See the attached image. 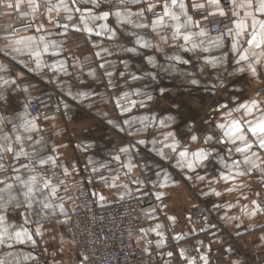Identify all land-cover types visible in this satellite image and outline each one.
I'll use <instances>...</instances> for the list:
<instances>
[{
  "label": "crops",
  "instance_id": "1",
  "mask_svg": "<svg viewBox=\"0 0 264 264\" xmlns=\"http://www.w3.org/2000/svg\"><path fill=\"white\" fill-rule=\"evenodd\" d=\"M195 2L205 7L195 8L194 0H183V15L179 3L172 5L171 0H153L151 10L146 3L127 5L132 14L143 10L142 16L130 17L124 16L125 5L104 4L100 0H65L67 12L59 7L58 0H13L8 5L7 12L17 4L26 5L29 15H41L42 22L33 32L0 42V189H5L6 184L12 186L0 192V215L7 227V233L0 238V260L4 264H66L77 257L66 223L76 206L77 189L83 184L90 186L97 200L106 202L149 191L154 194L155 202L143 206L146 223L132 233L135 247L144 246L152 238L162 250L160 260L148 259L147 264H189V260L194 264H244V257L264 264V212L260 207L253 215L244 211L256 208L258 204L253 205L252 201L264 191V149L245 123L264 114V104L257 96H264V92H259L264 86V63H255L251 52L247 60L241 61L239 56L252 47L247 41L253 31H259V25L253 29V19L264 20V13L256 11L257 0H252L247 8L235 9V14L231 3L223 16L211 15L216 10L207 5V0ZM166 3L180 15L181 24L191 17L209 33L208 37H192L212 45L207 54L197 49L198 55H207L209 60L225 56L218 67L207 70L199 91L185 104V114L198 124L202 135L213 137L211 141L201 140L206 158L199 161L192 152L187 157L159 155L161 137L151 127L153 121L144 118L175 115L176 110L163 104L152 106L150 101L146 102L148 107L136 103L138 93L150 82L155 83L154 78L169 75L179 79V69L189 67L169 61L156 51L157 38L150 27L137 28L127 22L131 18L151 25L160 17L151 16V12L163 10ZM50 7L52 11L48 10ZM117 10L121 12L119 19ZM103 13L108 15L92 19ZM82 18H86V23ZM240 20L246 27L237 34L236 23ZM163 22L157 30L164 27L172 44L166 52L171 54L176 42L186 43L183 33L192 30V25L182 28L181 35L174 38L175 21L165 16ZM214 22L227 30L226 38L210 33L209 24ZM27 37H33L31 47H25L24 42L16 44ZM218 37L219 44L214 46L211 42ZM44 44L48 45L47 51L43 50ZM33 49L39 51V66ZM254 51H264V45ZM181 55L193 65L196 63L193 54L186 50ZM249 63L256 68L255 76L248 69ZM100 67L106 68L104 75ZM225 78V87L218 89ZM104 79L111 81L105 84ZM159 86L174 87L175 80H160ZM50 87L59 91L58 107L47 116L33 117L25 99L45 93ZM107 94L111 96L110 103L105 102ZM169 96L171 93H165L166 98ZM253 98L259 104L252 113L237 111L240 104ZM232 118L241 120L242 131L251 144L245 153L235 150L243 146L241 141H230L217 126ZM117 121H121V128L111 126ZM26 122L35 127L26 130ZM185 122L181 118L180 123L171 125L181 141ZM124 127L132 128L131 140L122 134ZM122 148L127 151L122 152ZM245 154L258 167L245 163ZM39 159L47 162L40 164ZM189 162L193 163L192 168L187 166ZM223 176L231 178L225 180ZM29 186L32 192L25 197ZM9 194L15 197L11 202ZM201 205L212 210L216 221H197L192 217L193 209ZM38 218L51 220L50 226L33 225ZM18 230H26L28 236L17 240L13 233ZM230 235L239 236L243 256L233 255L228 246ZM168 241L173 245L168 246Z\"/></svg>",
  "mask_w": 264,
  "mask_h": 264
},
{
  "label": "built area",
  "instance_id": "2",
  "mask_svg": "<svg viewBox=\"0 0 264 264\" xmlns=\"http://www.w3.org/2000/svg\"><path fill=\"white\" fill-rule=\"evenodd\" d=\"M13 0H0V42L13 36L32 32L40 26L42 16L29 15L26 5L14 6L7 12ZM5 2L7 6L5 7ZM225 10L231 8V0H220ZM163 10L151 12V16H162ZM210 33L227 37V30L214 22L209 24ZM220 33H223L221 35ZM264 86L259 92H264ZM58 92L50 88L47 92L29 96L25 104L33 117L39 118L51 113L57 104ZM155 202L154 194L149 191L141 195L125 196L113 202L97 200L88 184L77 189L76 206L68 216L66 231L74 243L77 257L66 264H147L148 259L160 260L162 250L152 238L142 247L132 243V233L146 223L143 206ZM256 203L264 212V191L256 198ZM192 217L201 221L214 219L212 210L201 205L193 209ZM216 221V220H215ZM35 226H50L49 219H36ZM168 246L173 242L168 241ZM228 246L234 256H243L239 245V236L230 235ZM244 264H257L244 257Z\"/></svg>",
  "mask_w": 264,
  "mask_h": 264
},
{
  "label": "clouds",
  "instance_id": "3",
  "mask_svg": "<svg viewBox=\"0 0 264 264\" xmlns=\"http://www.w3.org/2000/svg\"><path fill=\"white\" fill-rule=\"evenodd\" d=\"M90 2L96 3L97 0H90ZM101 3L104 4H112L117 3L120 5H125L124 7V16L130 17L131 15L142 16L143 10L138 11L135 14L131 13V9L127 7V5H136L141 3L146 4H153V0H100ZM154 5V4H153ZM7 6L5 2V7ZM33 9H36V5L34 3L31 4ZM170 7V6H169ZM179 9L181 10V15H183V10L181 9L180 5H178ZM198 8V7H197ZM149 10V9H148ZM3 12H0V15H3ZM117 19L121 17V12L117 10L115 12ZM176 15V19H172L175 21L173 25L174 31L172 33L173 37L176 36L177 32V25H179V32L181 33L182 28H186L188 25H192V30L186 31L184 33H190L191 39L186 42L185 44H180L179 42L175 43V48L171 54L166 52V48L172 47V44L167 39L166 35L164 34V27H160L157 30V25H162L161 23L157 22V25L154 26L152 23L151 25H145L138 21H134L131 18L127 19V22L130 24H134L137 28L143 27H150L157 38V43L155 45L156 51L162 55L168 57L169 61L172 62H179L189 67L184 69H179L182 73L179 79H176L173 76L164 75L160 76L158 79L154 78L155 83H149L145 85V89L138 93V98L136 103H138L141 107H148L146 102H151L152 106L163 104L166 108H171L176 110V114H166L165 116H153V117H146L144 119H150L153 121L151 127L156 131L157 135L161 137L162 148L158 150L159 155L168 156L171 158L173 154L178 155L181 157V152H195L197 150L203 149V145L201 144V140L211 141L213 139L212 136H203L202 133L198 130V124L194 123L192 119H189L188 116L185 114V104L189 98L196 94L199 91V86L201 85L202 78L207 75V70L209 68H216L219 64L224 62L225 56L221 55L219 60H209L207 55L201 56L197 54V49L201 53H209L210 47L212 45L207 44L205 41H194L192 37H208L209 33L204 28H199L195 21L192 19L189 20L187 18L183 24L180 23V15ZM227 20H231L230 17H225ZM199 28L198 31L196 29ZM203 29L204 34L201 35V30ZM183 33V34H184ZM223 35V33H220ZM219 38V37H218ZM148 45H145L147 47ZM186 50L187 52L193 54V58L196 63L193 65L191 61L184 59L181 55V52ZM135 51V49H134ZM214 61V62H213ZM149 62H152V58L149 57ZM177 67L173 64V71H176ZM241 69H237L236 71H240ZM234 73H229V75H233ZM253 75V74H252ZM256 75V73H255ZM253 75V76H255ZM160 80H175L174 87H160ZM227 78L222 80L219 85L218 89H223L226 85ZM264 91V90H262ZM159 93V95H157ZM165 93H171V96L165 97ZM257 96L260 99V103L264 104V96H260L258 93ZM257 100L256 98H253ZM227 107V105H225ZM181 118H183L186 122L182 124L180 134L184 137L183 141L178 140L176 134L171 129V125L173 123H180ZM243 117H241L242 119ZM218 126V125H217ZM221 129V128H220ZM128 131L129 135H134V133L129 129H124ZM175 145V147H172ZM195 150V151H193ZM236 150V149H235ZM264 171V168L261 169ZM207 194V193H205Z\"/></svg>",
  "mask_w": 264,
  "mask_h": 264
},
{
  "label": "snow or ice",
  "instance_id": "4",
  "mask_svg": "<svg viewBox=\"0 0 264 264\" xmlns=\"http://www.w3.org/2000/svg\"><path fill=\"white\" fill-rule=\"evenodd\" d=\"M29 2L31 3L32 0H29ZM252 0H231L232 6H233V14H235V9L237 8H247L248 6H250ZM177 3H179L181 9L183 10L185 8V4L183 3V0H171V4L172 5H176ZM58 4L60 8H63L65 10V12L68 11V6L65 3V0H58ZM207 5L214 8L216 11L213 13H210L211 15H215V14H219L221 16H223L224 13V9L220 7V0H207ZM18 6V4H17ZM195 8H201L203 9L205 7V4L203 3H197L194 0V3L192 5ZM154 7L153 4H148V9L151 10ZM35 11V9H33ZM49 11H52V8L50 7L48 9ZM256 11L262 12L264 13V0H257V7H256ZM108 15V13H103L102 16L100 17H92V19H103L104 17H106ZM245 15H251V13L246 12ZM165 16H169L172 19H176V15L175 12L170 10L169 5L166 3L163 6V15L160 17H157L154 21L153 24L154 26L157 25V22L159 23H163L164 17ZM71 18V17H69ZM84 19V22L86 23V18H82ZM191 19V17H189V20ZM259 25V31H253L251 38L247 41V43L252 46L251 48L245 49L243 52H241L239 54L240 56V60L244 61L248 59V53L251 52L252 53V57L255 63H264V51H261L260 53H256L254 51L255 48L261 47L262 45H264V20L261 21H257L255 19H253L252 22V27L253 29L256 28V26ZM179 25H177V32H176V36L177 35H181V33L179 32ZM246 27V24L244 22V20H240L236 23V32L237 34H240L244 31ZM86 31H91V28H86ZM201 35L204 34L203 29L201 30ZM175 38V36H174ZM42 39V38H41ZM183 39L185 41H188L191 39V34L190 33H184L183 34ZM33 41V37H27V38H22V40H17L16 44H21L22 42H24V46L25 47H31V42ZM139 43V41H137ZM214 46H218L219 44V38H217L216 41H212L211 42ZM236 48V43H233V49ZM17 51L19 49H16ZM43 50L47 51L48 50V45L44 44L43 45ZM128 51H134V49H128ZM33 52L36 56V63L37 66L40 65V59H39V51H36L35 49H33ZM214 62V61H213ZM248 69L251 71V73L253 75H255L256 73V68L254 67L253 63H249L248 64ZM243 70V69H241ZM127 95V94H125ZM259 102L255 99H252L249 103H245V104H240L238 106L237 111H239L240 109H243L245 114H250L253 112L254 109L257 108ZM229 116H231V113H228ZM245 123H248V131L251 132L254 136L257 137L258 143L260 148L264 149V114H261L257 119L252 120V121H245ZM24 127L26 128V130H28L29 127H35L34 124H31V122H26ZM218 127L221 128L224 132V136H226L230 141H241L243 146L242 147H237L236 151L237 152H241V153H245L246 149H250L251 148V144L249 143V140L247 139V137L245 136L244 132L242 131V123L241 120L239 119H235L232 118L230 119L229 122L227 123H220L218 124ZM6 140V137L4 138ZM20 137H17V140H19ZM172 147H175V145H172ZM6 151H11L10 148L5 147ZM122 152L127 151V149H121ZM20 154H24V153H20ZM181 157H187L189 154L187 152H181L180 153ZM191 155L197 160H203L206 158V154L204 153V151L202 149L197 150L193 153H191ZM252 157H255V153L252 154ZM49 159H51L49 157ZM244 161L247 164H250L251 167L255 168L258 167V165L255 163L253 158H250L247 154L244 155ZM40 164H45L47 161L44 159H39L38 161ZM189 168L193 167V163L189 162L187 165ZM130 168V166H129ZM242 174V173H239ZM231 177L229 176H223L222 179H230ZM198 179H203V177H198ZM32 181H35V177H31ZM45 187H48V182H45ZM11 185L10 184H6L5 189H0V192L5 191V190H10L11 189ZM232 189H228V191H231ZM53 193L55 192V188L52 189ZM215 195H220L219 192H215V190H213ZM32 192V188L31 186L28 187V191L24 193V196L27 197L29 196V194ZM162 195V193L157 194ZM15 197H12L11 194H9V201L11 202L12 200H14ZM100 199H103V197H100ZM0 200H2V197H0ZM253 205H256V201H252ZM3 205L0 204V207H2ZM45 207H48L47 204H45ZM259 205H256V208H254L252 211H248L247 208L244 209V211L246 212V214L248 215H253L255 214V212L258 210ZM172 219V218H170ZM4 216L0 215V238H2L6 233H7V227L4 225ZM159 227V225H157V228ZM155 230V229H153ZM13 235L15 236V238L17 240H20L22 236H28V233L26 230H18L15 231L13 233ZM30 238V237H29ZM262 239H264V237H262ZM0 242H2V239H0ZM162 242V241H161ZM183 255V253H181ZM201 259H206L204 257H201ZM0 264H4V261L0 260ZM189 264H194V262L192 260H189ZM235 264V262H234Z\"/></svg>",
  "mask_w": 264,
  "mask_h": 264
},
{
  "label": "rangeland",
  "instance_id": "5",
  "mask_svg": "<svg viewBox=\"0 0 264 264\" xmlns=\"http://www.w3.org/2000/svg\"><path fill=\"white\" fill-rule=\"evenodd\" d=\"M221 5V4H220ZM222 6V5H221ZM223 8V7H222ZM224 9V8H223ZM230 10V9H229ZM42 22V21H41ZM35 31V30H34ZM33 32V31H32ZM100 73L102 74V75H104V73L106 72V68L105 67H100ZM110 79H104V83L105 84H109L110 83ZM50 88H54V87H50ZM50 88H48V90L50 89ZM54 89H56V88H54ZM47 90V91H48ZM57 90V89H56ZM46 91V92H47ZM57 92H58V97H57V104H56V106H55V109L58 107V103H59V96H60V94H59V91L57 90ZM43 94V93H42ZM29 97V96H28ZM106 100H105V102L106 103H110L111 102V96H110V94H107V97L105 98ZM54 109V110H55ZM53 110V111H54ZM50 114V113H49ZM47 116V115H46ZM44 117V116H43ZM39 118H41V117H39ZM111 126L113 127V128H121V126H122V124H121V121H117V122H115V123H113V124H111ZM124 129H129V130H131L132 131V128H130V127H124V128H122V134L124 135V137L126 138V139H130L131 140V138H130V135H129V133H128V131H125ZM150 204V203H149Z\"/></svg>",
  "mask_w": 264,
  "mask_h": 264
},
{
  "label": "bare ground",
  "instance_id": "6",
  "mask_svg": "<svg viewBox=\"0 0 264 264\" xmlns=\"http://www.w3.org/2000/svg\"><path fill=\"white\" fill-rule=\"evenodd\" d=\"M242 253V252H241ZM243 255V254H242Z\"/></svg>",
  "mask_w": 264,
  "mask_h": 264
}]
</instances>
